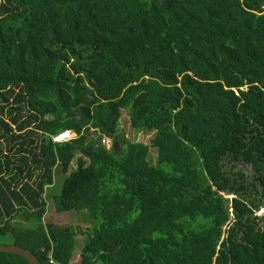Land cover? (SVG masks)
<instances>
[{
  "label": "trees",
  "instance_id": "obj_1",
  "mask_svg": "<svg viewBox=\"0 0 264 264\" xmlns=\"http://www.w3.org/2000/svg\"><path fill=\"white\" fill-rule=\"evenodd\" d=\"M61 174L54 212L92 224L77 264H264V0H1L0 244L38 264H71L75 230L12 222Z\"/></svg>",
  "mask_w": 264,
  "mask_h": 264
},
{
  "label": "rangeland",
  "instance_id": "obj_2",
  "mask_svg": "<svg viewBox=\"0 0 264 264\" xmlns=\"http://www.w3.org/2000/svg\"><path fill=\"white\" fill-rule=\"evenodd\" d=\"M1 1V0H0ZM129 114L128 111H123L121 112V116L119 119V129H121L126 137L130 139L131 141H141L143 143H148L150 137L152 136L151 133H144L142 130H134L132 126L130 125L129 121ZM77 135L74 134L73 138H76ZM91 137H96L95 134H92ZM72 138V139H73ZM106 146L108 147L109 144L106 143ZM80 156V153L77 152L76 157ZM75 157V158H76ZM149 161L152 164L156 163V149L150 148L149 155H148ZM76 166V159H74L71 164H70V169L75 168ZM227 170H231L233 172H241L245 174V176L248 178V182L255 183L257 185V182L253 180V171L249 166H246L244 164L240 163H228L226 166ZM65 175L61 174L58 176H55L54 178V184L51 186H48L45 189V196L44 198L47 201V206H46V214L44 217L39 220H26L22 216H17L13 220V224L18 225V226H37L38 224H51L54 227H65V226H71L76 232V241L77 244L74 248L73 251V256L71 260V264H77L78 259H79V253L81 249V244H83L82 240L86 236V233L92 228V224L90 222V219L86 216L85 211H80V212H75L74 210L71 211H64L61 213H55L53 210V205H51L52 197L60 192L61 186H62V181L64 179ZM222 196L225 199H231L233 196L231 194H227L225 192L222 193ZM259 197V195H257ZM255 200H257L255 198ZM255 215L259 218L260 221V226L264 228V205L261 206L256 212ZM3 242H8L9 238H2L1 239Z\"/></svg>",
  "mask_w": 264,
  "mask_h": 264
},
{
  "label": "water",
  "instance_id": "obj_3",
  "mask_svg": "<svg viewBox=\"0 0 264 264\" xmlns=\"http://www.w3.org/2000/svg\"><path fill=\"white\" fill-rule=\"evenodd\" d=\"M0 252L17 254L25 258L29 262V264H38L32 253L17 245L0 244Z\"/></svg>",
  "mask_w": 264,
  "mask_h": 264
},
{
  "label": "built area",
  "instance_id": "obj_4",
  "mask_svg": "<svg viewBox=\"0 0 264 264\" xmlns=\"http://www.w3.org/2000/svg\"><path fill=\"white\" fill-rule=\"evenodd\" d=\"M72 138H73V134L69 130H63V131H61V132H59V133H57V134H55V135L52 136V140L55 143H59V142H63V141H68V140H70ZM102 142L105 143V144L106 143L109 144V141H107V140H103ZM49 263L50 264H58L52 258H50Z\"/></svg>",
  "mask_w": 264,
  "mask_h": 264
}]
</instances>
